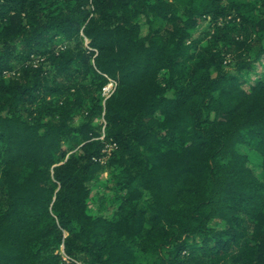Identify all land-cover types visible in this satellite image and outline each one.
Here are the masks:
<instances>
[{"label": "trees", "instance_id": "obj_1", "mask_svg": "<svg viewBox=\"0 0 264 264\" xmlns=\"http://www.w3.org/2000/svg\"><path fill=\"white\" fill-rule=\"evenodd\" d=\"M263 60L264 0H0V264H264Z\"/></svg>", "mask_w": 264, "mask_h": 264}, {"label": "rangeland", "instance_id": "obj_2", "mask_svg": "<svg viewBox=\"0 0 264 264\" xmlns=\"http://www.w3.org/2000/svg\"><path fill=\"white\" fill-rule=\"evenodd\" d=\"M141 34L145 35L146 33H148L149 30V26L147 23V19L145 17L141 18ZM208 25V22L206 21L204 25L199 26L198 29L192 30V34H194V36H197L199 34L200 31H203L205 29V26ZM58 40V39H56ZM206 42L204 41L203 44H205ZM66 46L65 42L59 41L56 45V49L60 50L63 49ZM262 64V63H261ZM257 72H258V77H264V60H263V64L258 66L257 68ZM13 75V72L10 73H6L4 76L6 78H9V76ZM104 129V127H103ZM243 150L248 154L249 157L251 158V162L250 165H252L253 169L255 170L256 173H260L261 169L259 168V166L261 165L262 159L261 157L253 151L251 150H247L244 149ZM115 155V152L113 153V156ZM111 158L108 159V161ZM108 161L103 164V165H107ZM113 178H112V169H104L97 177V181H95L94 187H93V191L91 194V197L89 199V204H90V211L93 212L95 215H101L104 214L108 217L113 215V212L115 211L119 200L116 197V194L114 192L113 189H111V186L113 184ZM220 226V224H219ZM64 261V260H63ZM64 264H68L65 263Z\"/></svg>", "mask_w": 264, "mask_h": 264}, {"label": "built area", "instance_id": "obj_3", "mask_svg": "<svg viewBox=\"0 0 264 264\" xmlns=\"http://www.w3.org/2000/svg\"><path fill=\"white\" fill-rule=\"evenodd\" d=\"M116 88V82L113 79H109L108 83L102 88V97L103 103L107 100L108 97L113 93ZM104 142L101 154L99 156L94 157L93 159L101 164H105L109 158L113 155L115 150L118 148V144L115 141H107L105 140V133L99 137ZM61 255L65 263H69L71 260L68 255L61 250ZM76 264H81L80 262H76Z\"/></svg>", "mask_w": 264, "mask_h": 264}]
</instances>
